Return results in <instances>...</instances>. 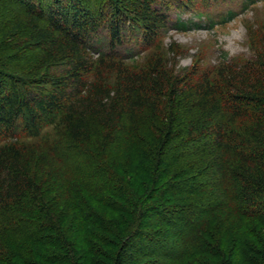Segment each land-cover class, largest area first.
Segmentation results:
<instances>
[{
	"label": "trees",
	"instance_id": "16d2710c",
	"mask_svg": "<svg viewBox=\"0 0 264 264\" xmlns=\"http://www.w3.org/2000/svg\"><path fill=\"white\" fill-rule=\"evenodd\" d=\"M188 2L0 0V264H264V34L175 69Z\"/></svg>",
	"mask_w": 264,
	"mask_h": 264
},
{
	"label": "rangeland",
	"instance_id": "374dc122",
	"mask_svg": "<svg viewBox=\"0 0 264 264\" xmlns=\"http://www.w3.org/2000/svg\"><path fill=\"white\" fill-rule=\"evenodd\" d=\"M168 13L171 22L161 38L163 48L172 42L178 45L180 53L175 69L189 67L195 62L203 68L213 67L224 56L235 63L244 62L251 57L254 42L264 34V0H189L186 6H171ZM230 13L233 17L221 22ZM177 20L184 21L189 27L178 29L174 26ZM135 34L127 33L126 46L118 51L127 58L129 66L145 63V57L152 54L153 46H156L153 43L151 48L147 47ZM98 43L97 40L95 47L106 48ZM131 58L134 62L130 61ZM24 142L38 153H43L39 142ZM45 160L48 167L58 171L60 163L57 160Z\"/></svg>",
	"mask_w": 264,
	"mask_h": 264
}]
</instances>
